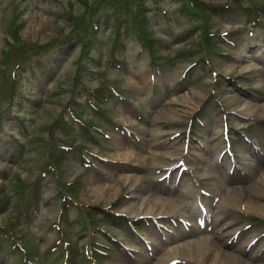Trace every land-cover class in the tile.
I'll use <instances>...</instances> for the list:
<instances>
[{
    "label": "rangeland",
    "instance_id": "374dc122",
    "mask_svg": "<svg viewBox=\"0 0 264 264\" xmlns=\"http://www.w3.org/2000/svg\"><path fill=\"white\" fill-rule=\"evenodd\" d=\"M143 2L147 10L139 8V0H0V189L3 188L0 192L3 197V201L0 200V226L15 229L20 234L22 245L37 254L40 264H61L60 246L54 252L50 249L61 238L70 241L67 251L69 264H88L84 254L79 252L83 248L81 244L91 237V232L97 237L96 245L103 240L113 245L112 238L118 244L105 249L104 254H95L101 259L100 264H141L136 258L143 260V264H164L161 263L163 253L196 237H204L206 242L217 241L221 250L234 257L229 258L228 264H264V194L255 195L257 203L263 206L256 213L247 212V203L242 201L241 209L235 203L236 210L219 206L220 212L211 211L212 219H222L223 226L219 229H214L210 222L207 225L211 229L205 227L198 232L196 226H191L197 216L194 202L200 195V189L209 192V196L201 198L210 209L216 203L214 198L219 199V192H212L216 184L218 188L235 184L248 187L258 181L264 192V177L261 176L264 171V116L258 112L264 96V36L260 27H255V36L247 37L244 43L239 42L246 37L239 26L251 23L246 13L262 10L259 11L261 20L256 25L264 26V0H191L192 4L189 0ZM205 3L232 6L210 9V15ZM157 6L165 7L171 17L161 16ZM99 18L100 28L94 32L91 23ZM78 26L87 28V31L81 35ZM233 29L237 30L233 44L208 35L209 32ZM117 31L121 34L123 47L115 41ZM231 36L229 34L228 38ZM142 39L145 47L139 53ZM114 49L126 50L119 60L126 70H116L108 65ZM246 50L250 53L246 54ZM251 54L256 57H248ZM203 60L211 67L203 64ZM192 61L200 62L188 72L182 84L172 86L176 75L181 74L185 65ZM253 62L258 64L257 68L244 69L245 65ZM16 63V81H12L10 71ZM157 69L159 73H156ZM77 70L81 72V82L87 88L103 87L100 89L104 95L111 94L107 102L98 104V109H104L105 114L135 129L139 142L134 141L133 134L120 138L110 132V126L101 121L98 113L86 102L85 94L72 91ZM147 71L155 74L157 82L152 84ZM222 74L227 78L224 79ZM238 83L246 87L237 90L235 84ZM110 84L128 98V104L120 102L110 93L111 90L109 92L104 87H110ZM154 87H159L161 94L153 91ZM252 89L251 97L247 93ZM190 91H198L197 102L190 98ZM184 96L187 103L183 102ZM206 97L209 99L205 102ZM203 103L202 112L190 121ZM66 105L83 120L106 129L110 138L98 136L95 132L92 137L86 134L81 124L69 116ZM171 109L177 112V116H167ZM135 110L141 115L140 122L135 119ZM160 113L165 115L161 119ZM225 113L229 126H232L230 137L236 156L233 167L229 158L219 154L223 146L221 124ZM240 115L252 120H244ZM180 122V126L175 125ZM188 124H191L188 141L191 155H186L184 162L188 169L178 170L174 177L160 181L164 170L158 172L161 164L150 163L151 150L156 149V153L160 150L157 160L167 163L163 167H168L172 162L165 159L167 156L163 151L171 142L166 144L163 141L169 134L179 132L183 144ZM147 128L155 130V136L150 137ZM242 128L247 134H242ZM167 131L169 133L163 136ZM10 133L18 138L14 143L21 157L15 155V147L9 143ZM48 138L56 143L51 154L58 160L63 178L68 182H78L71 187L75 198L71 195L73 201H69L71 207L65 210L67 216L64 218L59 214L63 209L60 208V196L66 192L60 191L62 185L58 174L47 167L49 163L43 139ZM245 138L255 140L258 147L252 148ZM59 143L73 147L62 154ZM181 143L177 142L179 148ZM121 146L132 151L127 152L129 159L124 161L117 159ZM87 149L98 152V156L92 160L86 153ZM178 152L179 149L174 155ZM84 156L90 160L86 162L87 167L83 165ZM107 158L118 163H107ZM45 169L44 177L39 176ZM131 175L137 176L136 183L130 181L134 179L129 178ZM91 182L99 183V186H116L118 191L114 195L96 197L89 190ZM184 185L189 189L186 190L187 195L183 192L182 202L177 198L179 201H174V207L155 208L159 212L155 217L151 213H143L144 209L159 205V198L176 197V188L180 186L181 189ZM12 190H15L14 194ZM139 203L142 204L139 206ZM85 204L114 205L116 212L126 217L115 216L116 219L111 220L109 217L90 218L86 215L84 218L79 211L80 205ZM128 206L134 208L133 211L137 207L140 209L134 214L128 211ZM190 214L192 217L187 216ZM147 215L150 218H146ZM163 215L168 219L164 220ZM13 216L18 217L15 223H12ZM241 216H245L246 221ZM248 217H252L255 225L248 223ZM57 222H60L62 230L54 226ZM181 223L190 226L188 229L178 228ZM93 225L99 227L94 228ZM136 227L141 229L137 230L138 234L147 239L151 249H146L136 234ZM153 228L160 233L156 234ZM238 231L235 237L238 242L230 246L232 235ZM161 237L163 244L156 253L153 242L160 241ZM181 239L183 241H179ZM252 239H256V243L247 251L245 245ZM12 243V238L0 239V264H26L23 262L25 254L12 249ZM204 251L201 249L199 260L190 259L191 264H217L213 261V254L205 258ZM181 260L186 264L187 260Z\"/></svg>",
    "mask_w": 264,
    "mask_h": 264
},
{
    "label": "bare ground",
    "instance_id": "6f19581e",
    "mask_svg": "<svg viewBox=\"0 0 264 264\" xmlns=\"http://www.w3.org/2000/svg\"><path fill=\"white\" fill-rule=\"evenodd\" d=\"M250 53L249 52V50H246V54H248V53ZM261 54V53H260ZM246 56H248V55H246ZM248 57H256V55H250V56H248ZM258 67V64L257 63H255V62H253V64H247V65H245V68L244 69H247V68H250V69H254V68H257ZM257 71V70H256ZM258 73V72H257ZM261 73V72H260ZM260 84H261V82H260ZM263 87H264V83H263ZM184 94V93H183ZM182 94V95H183ZM182 95H180V96H182ZM183 98V97H182ZM190 98L195 102H197V100H198V98H199V93H198V91H190ZM174 100V99H173ZM262 104L260 105L262 108H260V109H258V112L261 114V115H263L264 116V96L262 97ZM170 102H172V101H170ZM183 102L184 103H187V101H186V99H185V96H184V99H183ZM200 102V101H199ZM198 102V103H199ZM173 103V102H172ZM192 102H190V104H191ZM193 104V103H192ZM181 105V104H180ZM187 105V104H186ZM194 106H195V104H194ZM194 106H193V108H194ZM167 107V106H166ZM169 107V106H168ZM174 107V106H173ZM181 107V106H180ZM189 107V106H188ZM192 107V106H191ZM167 109V108H166ZM184 109V108H183ZM187 110V109H186ZM192 110V109H191ZM166 111V110H165ZM177 111V110H176ZM191 112V111H190ZM175 113H177V112H175ZM173 111H172V109L171 110H168V114H167V116H170V115H174L175 114ZM179 113V112H178ZM159 113H157V115H158ZM176 115V114H175ZM161 116H165V115H163L162 113H160V116H159V118L161 117ZM177 116V115H176ZM171 117V116H170ZM164 118H168V117H164ZM161 119V118H160ZM155 131V130H154ZM114 141H116V140H114ZM164 142V141H163ZM158 144H159V142H158ZM160 144H162V141H161V143ZM159 144V145H160ZM120 145H122V144H120ZM163 147V146H162ZM169 147H171V146H167L166 147V149L167 150H164L163 152L165 153V154H167L168 156H174V153H176V150L177 149H179V151L181 152V153H184V147L182 146L181 148H179V147H177V148H174V147H171V149H169ZM124 149V150H123ZM127 150H129V151H127ZM156 149H154V150H151V152H152V154L150 155V163L151 164H155V163H159L158 165H160L161 164V166L163 167V166H166V165H168L167 163H164V162H158V160H157V154H159L160 152V150L159 151H157V153H156V151H155ZM127 152H130V153H132V151L130 150V149H126L125 150V146H121V149H119V151H117V159H119V161H124V159H129V157H128V153ZM167 152V153H166ZM179 152V153H180ZM179 153H177V154H179ZM201 153V152H200ZM176 155V154H175ZM202 156V155H201ZM145 157H146V155H145ZM145 157H144V159H145ZM145 160H148V159H145ZM203 172V171H202ZM201 172V173H202ZM262 175L261 176H263L264 177V171H262ZM124 178H127V177H125L124 176ZM129 178H134V179H130V181H132V183H136V180L138 179L137 178V176H132L131 175V177H129ZM123 179V178H122ZM126 180V179H125ZM127 181V180H126ZM263 181V180H262ZM113 182V181H112ZM125 182V181H124ZM220 181H218V183H219ZM214 183H216V182H214ZM262 183V182H261ZM91 184V186H90V192L92 193V195L93 196H96V197H99V196H101V195H107V194H110V193H112L113 195L114 194H116L117 193V191H118V187H116L117 189H115V187H110V186H99L100 184L99 183H95V182H91L90 183ZM111 184V183H110ZM113 185V184H112ZM132 185V184H131ZM259 185H260V183L258 182V181H254V182H252L248 187H246V186H243V185H241V184H235V185H232V186H230V187H227V186H225V185H222L221 186V188H218L219 186H218V184H216L215 186H214V189H213V191L212 192H214V193H216V192H219V200L217 201V203L214 205V208L218 211V212H220V210H219V206H223V207H225V208H235V210H236V206H235V203L236 204H239V209H241L242 207H240V204L242 203V201L244 202V203H247V209L249 210V211H247V212H254V213H256V212H258V210H260L261 209V207H263L262 205H260L259 203H257V201H256V193H258V194H264V192H262V190L260 189V187H259ZM262 187V186H261ZM187 189H189V188H186V186L184 185L183 187H182V189H180V191H178V192H176V197L175 196H172L171 198H165V199H163V198H159V199H157V202H159L158 204L159 205H157L156 204V206L154 207V208H146V209H144L145 211L143 212V213H151L154 217H155V215H157V214H159V212L158 211H156V209L155 208H157V209H159V207H160V210H161V208H165V207H167V206H170V207H174V205H175V202L174 201H179V200H181V202H182V200H183V197H182V195H183V192L187 195V193H186V190ZM250 190H251V193H250ZM229 192H231V195H229ZM262 192V193H261ZM133 193V192H132ZM244 193H246V195H244ZM249 193H250V195H249ZM174 194V193H173ZM173 194H171V195H173ZM259 195V196H260ZM132 196V195H131ZM249 196V197H248ZM133 197V196H132ZM131 197V198H132ZM177 198L179 199V200H177ZM100 199V198H99ZM174 199V200H173ZM197 200V199H196ZM195 200V201H196ZM140 204H142V203H139V206H140ZM140 208L139 207H137V209L135 210V211H133L134 210V208H131V206H128V211H131L132 213H137V210H139ZM155 209V210H154ZM208 209V211H212V207H211V209L210 208H207ZM191 210H193V212H194V208L193 207H191ZM244 211H246L245 209H244ZM132 213H130V214H132ZM200 211L196 208V214H197V216H199L200 215ZM163 214H168V212H164ZM192 214H190L189 216L190 217H192L191 216ZM159 217H162V216H159ZM163 217H166V215H163ZM196 218V217H195ZM195 220V219H194ZM222 221V219H214V222H213V225L214 226H216L217 228H214V229H219L220 227H222L223 226V223L221 222ZM225 224V223H224ZM182 225L180 224V227H181ZM195 227V226H194ZM197 230L199 231V229L197 228ZM214 233H217L216 231H214ZM219 234H221V233H219ZM218 236V235H217ZM221 236V235H220ZM223 236V235H222ZM167 237H169V236H167ZM149 238H151V236H149ZM203 238L204 237H197L196 239H194L193 241H189V242H184L183 244H180V246H178V247H173V248H171V250H167L165 253H163V255H164V259L162 260V262L161 263H164V264H166L168 261H170L171 259H179V260H181V259H184V260H187V262H186V264H191V260H199V258L201 257L200 255H201V249H205V251H204V253H205V258H209L212 254H213V249H214V247H218V248H216L215 250H214V254H213V261H216L215 263H217V264H228V260H229V258L230 257H233L232 256V254L231 253H227V252H224L223 250H221V247H220V245L218 246V244L216 243V242H211V241H208V242H206V241H203ZM220 238V237H219ZM190 240V239H189ZM179 241H183L182 239L181 240H179ZM220 242V241H219ZM163 244V242H162V239L160 240V241H154L153 242V248H154V250H155V252L157 253V251L159 252V246L160 245H162ZM221 244V243H220ZM224 246H228V245H225L224 244ZM162 255V256H163ZM183 258H182V257ZM145 257V256H144ZM187 258V259H186ZM234 258V257H233ZM191 259V260H190ZM136 260L137 261H140L141 262V264H143L144 263V261L143 260H141L140 258H136ZM145 260H149V257H145ZM182 261V260H181ZM212 261V260H211Z\"/></svg>",
    "mask_w": 264,
    "mask_h": 264
}]
</instances>
